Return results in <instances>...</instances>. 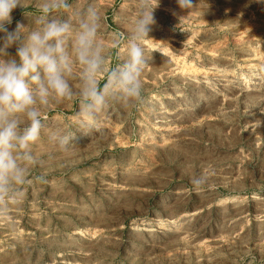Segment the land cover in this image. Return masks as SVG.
Instances as JSON below:
<instances>
[{
	"label": "rangeland",
	"instance_id": "1",
	"mask_svg": "<svg viewBox=\"0 0 264 264\" xmlns=\"http://www.w3.org/2000/svg\"><path fill=\"white\" fill-rule=\"evenodd\" d=\"M28 3L9 31L32 26ZM71 3L100 10L118 63L138 0ZM193 5L159 0L142 103L111 102L88 128L74 101L42 112L75 139L62 151L45 131L28 183L0 200V264H264V0Z\"/></svg>",
	"mask_w": 264,
	"mask_h": 264
},
{
	"label": "clouds",
	"instance_id": "2",
	"mask_svg": "<svg viewBox=\"0 0 264 264\" xmlns=\"http://www.w3.org/2000/svg\"><path fill=\"white\" fill-rule=\"evenodd\" d=\"M158 3L138 0L123 57L110 65L108 50L98 39L103 17L94 3L73 10L71 0H36L32 26L17 22L9 31L12 12L19 7L25 14L29 3L0 0V200L18 195L28 183L32 166L39 163L34 146L45 131L59 150L67 151L74 141V133L47 128L42 112L50 104L74 101L82 127L88 128L86 122L111 102H143V41L156 24ZM177 4L181 10L194 8L193 0ZM113 42L117 47L121 43L119 38ZM13 47L15 55L8 51Z\"/></svg>",
	"mask_w": 264,
	"mask_h": 264
}]
</instances>
